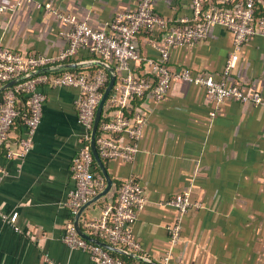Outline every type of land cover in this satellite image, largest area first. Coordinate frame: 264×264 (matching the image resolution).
Instances as JSON below:
<instances>
[{"label":"crops","instance_id":"0c3cea01","mask_svg":"<svg viewBox=\"0 0 264 264\" xmlns=\"http://www.w3.org/2000/svg\"><path fill=\"white\" fill-rule=\"evenodd\" d=\"M37 2L51 8L38 7ZM140 2L21 0L11 8L14 0H0V7L7 5L0 9V45L23 54L54 56L69 45L71 30L55 10L104 29L118 12L136 10ZM154 8L168 25L193 15L192 0H154ZM166 32L167 27L161 26L141 31L136 37L141 56L158 60ZM235 51L233 32L218 25L206 38L172 46L168 63L177 70L187 68L221 78ZM239 55L228 82H240L246 91L260 90L264 95V38L252 36ZM101 62L116 69L111 92H119L127 70L118 69L114 59H102L88 45L67 60L50 65L75 63L77 67L47 72H96L103 67L109 74L108 85L111 72ZM131 70L138 77L155 80V70L144 59L132 62ZM41 89L46 100L31 150L22 154L18 143L25 133L24 114L0 150V168L4 170L0 180V264H47V258L58 264H97L89 252L71 249L62 240L67 224L76 226L77 214L68 205V192L75 186L71 165L85 131L76 108L80 90L47 85ZM0 93L1 100L3 91ZM130 105L146 117L139 151L133 160L104 159L113 185L82 212L79 224L84 232L88 234L84 220L115 204L121 184L133 177L147 197L133 231L148 259L163 264L169 254L175 264H264V106L233 99L216 105L206 97L204 86L186 81H173L162 99L148 92ZM127 140L123 134L121 141ZM9 146L15 150L10 158ZM100 170L97 174L103 176L105 185L98 193L107 185ZM180 195H188L198 205L181 212L168 203ZM14 211H19L20 232L2 218ZM178 222L182 232L174 244L170 227Z\"/></svg>","mask_w":264,"mask_h":264},{"label":"built area","instance_id":"2783aa9c","mask_svg":"<svg viewBox=\"0 0 264 264\" xmlns=\"http://www.w3.org/2000/svg\"><path fill=\"white\" fill-rule=\"evenodd\" d=\"M32 2L33 0H29ZM193 15L182 18L178 23L168 25L167 20L154 8V0H141L133 11L118 12L100 29L84 20H76L71 14H63L55 10L64 24L71 25L68 32L69 45L59 54H23L20 51L0 45V86L15 78L67 60L82 46L88 45L90 50L104 60L114 59L117 68L127 70L121 77L119 92H111L108 102L110 109L99 121L96 134V145L103 159L122 158L133 160L139 151V140L146 120L145 115L135 109L130 112L133 100L143 98L151 92L156 99H162L173 81H186L204 86L206 97L216 105L233 99L243 103L264 106V95L260 90L246 91L240 82L229 83L227 77L237 66L239 50L252 36L264 38V0H221L218 4L212 0H192ZM21 0H14L10 6L16 8ZM226 4V5H224ZM38 7L51 8L50 4H35ZM7 5H1L3 10ZM221 25L234 34L236 51L227 59L221 78L194 73L190 69H174L169 65L170 48L174 45H188L210 36L214 27ZM156 26L167 27L163 43L159 46L160 58L142 57L136 44L137 35L143 30H151ZM144 59L156 72L155 80L138 77L131 70V63ZM109 74L103 67L96 72L86 70H65L60 73L39 72L31 74L3 91L0 100V150L8 141L11 130L22 111L18 107L26 98V114L24 115L25 133L20 135L18 143L22 146V154L28 153L33 145L34 136L42 120L46 94L42 86H72L80 90L76 100L78 121L85 131L80 138V148L72 165L75 186L69 190L68 205L73 214L104 187L105 180L94 170L95 157L92 150V130L96 113L103 96ZM136 105V104H135ZM114 109L117 114L114 115ZM112 111V113H111ZM215 115V111H212ZM127 135V142L121 141ZM15 153L13 147L7 148V157ZM4 170L0 168V180ZM144 187L133 177L127 178L120 186L115 204H108L101 214L84 220L88 234L110 243L124 247L143 255V247L135 238L133 225L138 218V211L146 203ZM181 212H187L198 205L188 195H180L170 201ZM19 211L2 214L3 220L16 231L22 228L18 224ZM182 226L178 222L170 227V239L177 243L181 237ZM63 242L71 249L89 252L97 264H131L112 251L94 241L81 236L73 222H69L62 235ZM144 256V255H143ZM47 264H58L47 258ZM163 264H175L171 255H166Z\"/></svg>","mask_w":264,"mask_h":264},{"label":"water","instance_id":"95a60500","mask_svg":"<svg viewBox=\"0 0 264 264\" xmlns=\"http://www.w3.org/2000/svg\"><path fill=\"white\" fill-rule=\"evenodd\" d=\"M101 65H104V66H107L109 67V65L106 63V62H101L100 63ZM78 65L75 64V63H62L60 65H57V66H46V67H43V68H40V69H37L33 72H31L30 74H27V75H23V76H20L18 78H15L9 82H6L4 84H2L0 86V92L4 91L6 88L12 86L14 83H16L17 81L31 75V74H36V73H39V72H46V71H53V70H61V69H69V68H74V67H77ZM111 72V76H110V81H109V84L107 85V87L105 88L104 92H103V96L101 98V101L99 103V106H98V109H97V113H96V118H95V123H94V127H93V131H92V150H93V154H94V157L98 163V165L101 167L102 169V173L103 175L105 176L106 180H107V185L106 187L100 191L98 194H96L92 199H90L80 210V212L77 214V217H76V228L78 229L79 233L87 238L88 240L90 241H94L98 244H101L102 246L106 247L107 249L113 251V252H116V253H119V254H123V255H127V256H130V257H134V258H137V259H140V260H146L147 262H149L150 264H158L150 259H148L147 257L143 256V255H140L138 253H135L133 251H130L124 247H121V246H117V245H114L112 243H109L105 240H102L100 238H97V237H94V236H91L89 234H87L86 232H84V230L81 228L80 224H79V218L82 214V212L84 211V209L92 204L93 202L97 201L98 199H100L102 196L106 195L112 185H113V179L111 178V176L109 175L108 173V170H107V167H106V164L104 162V159L100 156L99 154V151L97 149V145H96V134H97V128H98V125H99V121L102 117V113H103V109H104V106L107 102V99L116 83V77H117V73H116V69L114 67H109L108 68Z\"/></svg>","mask_w":264,"mask_h":264},{"label":"trees","instance_id":"16d2710c","mask_svg":"<svg viewBox=\"0 0 264 264\" xmlns=\"http://www.w3.org/2000/svg\"><path fill=\"white\" fill-rule=\"evenodd\" d=\"M60 73V72H58ZM2 94V93H0ZM25 100H21V102L18 104V107L20 108V110L22 111V113L25 115L26 114V98H24ZM134 106L135 105H132V107L130 106V112L132 113L134 111ZM110 109V104L107 103L105 108H104V111H103V118L105 117V115L107 114V112L109 111ZM22 117V116H21ZM94 170L96 171V173H100V167L97 165V163L95 162V166H94ZM113 255L114 256H117V257H120L121 259H123L124 261L126 262H129L131 264H148L147 262H144V261H140L136 258H133V257H130V256H127V255H123V254H119V253H116V252H113Z\"/></svg>","mask_w":264,"mask_h":264}]
</instances>
